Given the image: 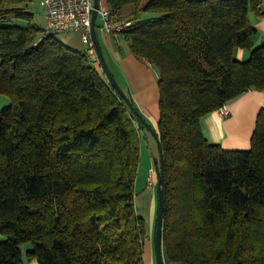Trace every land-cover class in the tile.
<instances>
[{
  "label": "trees",
  "instance_id": "trees-1",
  "mask_svg": "<svg viewBox=\"0 0 264 264\" xmlns=\"http://www.w3.org/2000/svg\"><path fill=\"white\" fill-rule=\"evenodd\" d=\"M32 1L0 0V95L11 98L0 110V264H146L144 135L161 161L145 122L165 158L166 264H264V108L249 149L211 143L201 124L264 90V41L250 19L264 0H106L131 21L119 37L159 73L157 128L88 48L38 22Z\"/></svg>",
  "mask_w": 264,
  "mask_h": 264
},
{
  "label": "crops",
  "instance_id": "crops-1",
  "mask_svg": "<svg viewBox=\"0 0 264 264\" xmlns=\"http://www.w3.org/2000/svg\"><path fill=\"white\" fill-rule=\"evenodd\" d=\"M42 1L33 0L31 8L36 13L38 22L46 25L47 13ZM101 5L105 7L106 0H101ZM262 9L264 11V4ZM134 10L135 6L128 4L122 10L121 15L129 16ZM250 19L258 29L256 44H261L264 41V14L260 15L251 12ZM97 22L100 25L99 27L96 26V29L101 46L111 64L114 74L118 77L119 83L123 88L131 90L141 110L157 128L160 119L158 71L148 61L139 59L131 52L129 46L122 38L119 36L117 38L112 37L103 31L100 16ZM68 34H70L68 36L70 46L81 50L87 49V45L81 38V31L70 32ZM236 55L238 59L243 60L249 57V52L243 48H238ZM227 105L230 110L229 114H223L218 109L206 114L202 118L201 124L204 134L211 143L220 144L224 148L249 149L258 114L264 108V90H250L228 102ZM147 137L146 134L143 138L142 162L137 184L139 189H143L142 191L146 193L144 200L149 206V214L154 217L157 209V190L154 187H146V179H148L149 169L153 164V150L155 151L156 143L153 136L150 135V140ZM4 238L5 236L0 235V240ZM27 250H24V253H27ZM25 264H40V262L38 259H32ZM149 264H153L151 259Z\"/></svg>",
  "mask_w": 264,
  "mask_h": 264
},
{
  "label": "built area",
  "instance_id": "built-area-1",
  "mask_svg": "<svg viewBox=\"0 0 264 264\" xmlns=\"http://www.w3.org/2000/svg\"><path fill=\"white\" fill-rule=\"evenodd\" d=\"M42 3L47 13V28L58 33L81 31V38L90 54L95 60L100 61L93 39L94 0H43ZM99 16L102 19V30L112 37L119 36L131 24V21L126 19L117 20L105 7L100 8ZM220 110L226 115L230 113L227 104ZM152 174L148 179L151 186L155 184Z\"/></svg>",
  "mask_w": 264,
  "mask_h": 264
},
{
  "label": "water",
  "instance_id": "water-1",
  "mask_svg": "<svg viewBox=\"0 0 264 264\" xmlns=\"http://www.w3.org/2000/svg\"><path fill=\"white\" fill-rule=\"evenodd\" d=\"M95 9L93 11V39L95 42V46L100 58V63L102 64L106 74L111 80L112 84L116 88V90L123 96L126 102L130 105V107L138 113L135 109L132 101L130 100L128 94L124 90V88L119 83L116 78L113 70L111 69L108 60L105 56L103 48L101 46L97 29L96 22L99 17V10L102 7L101 0H94ZM146 127L151 130V132L156 136L158 140V146L160 150V161L161 164H158L159 160L155 159V163L157 164V173H158V185H157V195H158V209H157V218H156V231H155V252H156V264H166V260L163 252V225H164V210H165V184H166V173H165V158L162 151V145L160 139L157 137L156 132L152 129V127L145 122Z\"/></svg>",
  "mask_w": 264,
  "mask_h": 264
},
{
  "label": "rangeland",
  "instance_id": "rangeland-1",
  "mask_svg": "<svg viewBox=\"0 0 264 264\" xmlns=\"http://www.w3.org/2000/svg\"><path fill=\"white\" fill-rule=\"evenodd\" d=\"M42 25L44 27H46L45 24H42ZM72 32H76V31H72ZM69 35L70 34H68V33H58V37L61 40H63L67 45H71L69 40H68V36ZM10 104H11V98L8 95L1 94L0 95V110H2L4 107H6V106H8ZM146 133H148V132L146 131ZM147 136H148L147 139L150 140L151 139L150 138V134H148ZM155 151L157 152L156 145H155ZM151 173H153L152 175H153V178L155 180V184L152 185V186L149 185V183H148V179L150 178ZM139 179H140V177H139ZM148 179H146V187H148V186L149 187H154L157 190L158 173H157V167L155 166V158L153 159V164L151 165V167L149 169ZM142 190L143 189H139L138 184L136 183V191L138 193L137 209H138L139 214H141L146 219L147 229H148V239H147V243H146V264L150 263V259L152 260L153 264H156V252H155L154 239H155V231H156L157 209H156V213H155L154 217H152L149 214V206L147 205V202H145V200H144V196H145L146 193H144V191H142ZM157 200H158V197H157ZM156 208H157V203H156ZM32 247H33L32 243H26L23 246V250L31 249ZM150 252H151V255H150Z\"/></svg>",
  "mask_w": 264,
  "mask_h": 264
}]
</instances>
